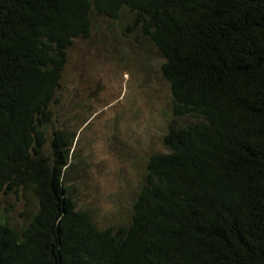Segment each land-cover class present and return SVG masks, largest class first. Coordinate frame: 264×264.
<instances>
[{"label": "trees", "instance_id": "trees-1", "mask_svg": "<svg viewBox=\"0 0 264 264\" xmlns=\"http://www.w3.org/2000/svg\"><path fill=\"white\" fill-rule=\"evenodd\" d=\"M98 19L157 51L171 115L105 227L77 206L57 112ZM1 196L32 211L0 213V264H264V0H0Z\"/></svg>", "mask_w": 264, "mask_h": 264}, {"label": "rangeland", "instance_id": "rangeland-1", "mask_svg": "<svg viewBox=\"0 0 264 264\" xmlns=\"http://www.w3.org/2000/svg\"><path fill=\"white\" fill-rule=\"evenodd\" d=\"M138 40L116 21L98 19L89 38L73 40L62 73L58 118L76 131L68 184L98 227L124 216L147 157L165 150L170 92L161 57ZM31 207L24 197H0V213L14 221Z\"/></svg>", "mask_w": 264, "mask_h": 264}]
</instances>
